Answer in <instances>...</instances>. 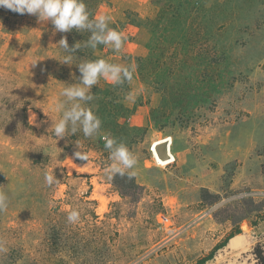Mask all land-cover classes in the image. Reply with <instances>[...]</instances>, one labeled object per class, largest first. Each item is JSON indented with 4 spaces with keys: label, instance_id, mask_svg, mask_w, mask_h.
<instances>
[{
    "label": "rangeland",
    "instance_id": "374dc122",
    "mask_svg": "<svg viewBox=\"0 0 264 264\" xmlns=\"http://www.w3.org/2000/svg\"><path fill=\"white\" fill-rule=\"evenodd\" d=\"M97 3L95 17L109 15L126 40L119 52L82 46L71 64L59 40L83 45L90 32H59L0 7V191L9 197L0 264H256L254 247L264 250V0ZM96 59L134 65L133 79L101 77L92 87L86 106L102 121L99 135L56 141L60 93L79 83L77 64ZM104 134L138 157L134 178L107 180ZM160 134L172 136L177 157L166 169L148 161ZM52 172L59 182L49 185Z\"/></svg>",
    "mask_w": 264,
    "mask_h": 264
},
{
    "label": "clouds",
    "instance_id": "9594fccd",
    "mask_svg": "<svg viewBox=\"0 0 264 264\" xmlns=\"http://www.w3.org/2000/svg\"><path fill=\"white\" fill-rule=\"evenodd\" d=\"M0 7L18 14L36 15L41 21H51L59 32H69L72 29L90 32L89 39L81 45L76 43L69 47L66 37L59 40V47L68 55L63 63L71 64L73 54L81 47L95 49L98 45H108L112 50L119 52L126 40V36L109 27L111 17L101 14L95 19L90 18L84 0H0ZM36 61L33 62L35 64ZM80 72L79 83L68 84L60 95L66 99L57 104L61 113L55 122L53 135L57 140L82 131L85 137H95L100 134L102 121L92 108L87 107L94 99L92 87L97 85L101 77L113 85H120L133 79L135 66L110 63L104 59H96L77 64ZM70 105V106H67ZM34 122V118L32 120ZM104 147L109 151L110 166L105 169L107 180L111 181L116 176L132 179L136 176L138 157L130 151L128 146L111 134H104ZM75 157L88 161L89 155L83 151H76ZM45 181L52 185L58 179L52 173L45 174ZM9 197L0 191V211L8 207ZM67 219L75 223L80 219L77 209L69 211ZM0 251L5 249L0 246ZM257 264V261H256Z\"/></svg>",
    "mask_w": 264,
    "mask_h": 264
},
{
    "label": "built area",
    "instance_id": "2783aa9c",
    "mask_svg": "<svg viewBox=\"0 0 264 264\" xmlns=\"http://www.w3.org/2000/svg\"><path fill=\"white\" fill-rule=\"evenodd\" d=\"M173 138L171 135L154 136L147 147L148 161L150 166L159 169H166L176 163L177 157L172 152ZM159 224H164L166 218L161 216L158 218Z\"/></svg>",
    "mask_w": 264,
    "mask_h": 264
},
{
    "label": "trees",
    "instance_id": "16d2710c",
    "mask_svg": "<svg viewBox=\"0 0 264 264\" xmlns=\"http://www.w3.org/2000/svg\"><path fill=\"white\" fill-rule=\"evenodd\" d=\"M86 1H88V0H84V3L86 4V8H87L88 12L90 13V18L95 19L96 18L95 17V10H96L97 5H98L97 0H91V5H90V3L87 4ZM73 31H74V33H77L76 29H74ZM122 186L125 188L129 187L128 184H126V183H123ZM253 254H254L255 260L257 261V264H264V250L259 244H257L254 247Z\"/></svg>",
    "mask_w": 264,
    "mask_h": 264
},
{
    "label": "bare ground",
    "instance_id": "6f19581e",
    "mask_svg": "<svg viewBox=\"0 0 264 264\" xmlns=\"http://www.w3.org/2000/svg\"><path fill=\"white\" fill-rule=\"evenodd\" d=\"M72 169V167H70Z\"/></svg>",
    "mask_w": 264,
    "mask_h": 264
}]
</instances>
